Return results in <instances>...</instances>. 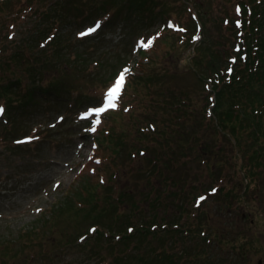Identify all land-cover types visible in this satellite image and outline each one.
<instances>
[{"label":"trees","instance_id":"16d2710c","mask_svg":"<svg viewBox=\"0 0 264 264\" xmlns=\"http://www.w3.org/2000/svg\"><path fill=\"white\" fill-rule=\"evenodd\" d=\"M154 1L97 0L93 15L96 19L93 16L86 19L95 22L99 20L97 17L108 14L104 29L118 16L138 22L168 17L170 12ZM83 4V0H54L39 11L45 24L32 34V43L2 44L0 94L7 109L15 107L17 112L28 116L40 109L39 105L45 107L46 103L55 101L49 104L51 108L65 97L67 110L74 114L92 104L85 105V99L91 96L85 89L75 87L78 75L62 67L67 63L60 65L55 58L47 56L60 45L66 46L71 37L58 31L56 25L68 22L69 12L81 15L90 9ZM10 5L11 0H0V11L4 12ZM234 5H238L239 11L235 9V13L241 19L233 23V17L227 18L229 23L223 27L228 32L227 40L212 39L206 33V23L200 22L201 39L195 42L194 24L181 32L168 29L163 23L154 47L139 49V54L150 52L152 56L132 68L116 107L101 115L100 123L95 126L92 136L98 143L94 156L99 160L90 161L91 170L77 173L69 186L74 194L67 195L64 203L54 204L38 218L43 223V233L40 228L21 234L19 250L7 241L2 242L0 264H31L36 253L29 252L26 257L23 252L36 246L41 253L36 259L38 264L53 263L54 257L74 248L81 255L96 254L101 264L252 262L248 253L255 245L244 229L232 238L227 237L230 240L223 239L221 243L229 245L224 247L217 242L221 238L211 236L212 232L200 223L207 220V206L215 196L224 197L225 206H230V197L242 203L240 214L250 211L248 205L256 210L251 213H264V177H257L260 173L264 175V0H235ZM196 14L201 17L203 13L200 16L197 10ZM221 19L224 24L226 18ZM94 40L93 35L76 38L82 43ZM171 45L175 50H171ZM183 46L195 47L191 58L178 54L176 49ZM168 55L189 63L188 69L201 84L199 92L194 87L189 91L165 87V79L172 74L167 69L169 61H164ZM126 63L127 60L120 67L127 66ZM114 75L113 70L102 90L114 82ZM13 88L20 90L17 97L12 93ZM151 98H156L160 109L152 107L154 102L144 103ZM200 98L204 99V106L199 105ZM199 108L201 111L197 112ZM7 118L9 124L0 123V136L5 141L12 140L13 149L29 147L31 142L13 141L17 133L15 124ZM79 123L85 128L90 125L89 121ZM47 131L50 133L51 129ZM227 164L237 175L232 185L224 179ZM196 169L215 175L197 188L189 180V174ZM199 176L195 174V178ZM258 178L262 183H257ZM243 179L248 184L241 189ZM132 180L140 181V187L144 180L145 188L153 192L141 193L142 201H139L136 192L128 194L115 188L118 182L129 184ZM190 187L191 208H187L179 196ZM101 188L105 189V196L96 203ZM201 196L205 199L197 203ZM87 203L91 204L88 208ZM174 205L178 212L171 217ZM243 218V225L246 222L251 225L249 216ZM172 225H176L173 231L179 232L178 236L171 232ZM180 237L190 240L191 245L184 242L180 249L172 250L171 244ZM254 238H259L257 233ZM24 242L26 247L22 246ZM69 245L74 248L64 250ZM219 246L224 248L217 249ZM194 250L201 253L190 259L189 253Z\"/></svg>","mask_w":264,"mask_h":264},{"label":"rangeland","instance_id":"374dc122","mask_svg":"<svg viewBox=\"0 0 264 264\" xmlns=\"http://www.w3.org/2000/svg\"><path fill=\"white\" fill-rule=\"evenodd\" d=\"M19 1L21 2L17 3L15 0H11V5L4 12L0 11V48L3 43L9 46L24 43L25 41L29 42L28 44L32 43V34L35 31L38 32V29L45 24L38 14L39 11L54 2V0ZM96 1L83 0V6L90 9L81 15H78L77 12H69L67 14L69 16L68 22L63 21L61 25H56L59 27V31L71 37L67 39L66 46L60 45L52 54H47V56L55 58L60 65L62 62L67 63L62 67L68 68L69 71L72 70L73 73L78 75L79 81L75 87L85 89L91 96L90 99H85V105L90 103L97 104L102 100L101 96H105L108 90H102L107 84L106 77L113 70L116 71L117 77L125 69L124 66L120 67L125 60H127V69L130 70L128 72L129 76L134 66H138V64L145 62L147 58L152 56L150 52L146 55L138 54L134 44L135 47H138V50L144 48L141 46V41L147 43L148 39L146 38L150 34L156 35L157 30L162 28L163 23L167 21L162 20L166 16L154 18L148 22L128 21L118 16L114 19L112 25L103 29L102 27L108 15L106 14L103 17H97L101 21V27L90 33L95 37V40L88 43L78 42L76 41L79 36L78 33H87L84 27L90 25L96 19L93 16L96 12ZM154 2L161 3L165 12H170L166 19L171 18L168 20H174L185 27L189 26L192 28L193 21H195L193 19L194 12L196 13L198 10L200 16L203 13L199 17V21L206 23V33L208 32L212 39L219 42L229 38L228 32L223 28L226 23H229L227 18H241L235 14V5L233 6L235 0H155ZM192 3H199L201 6L194 4V7ZM91 16H93L92 19L94 20L88 21L86 17ZM222 16L226 18L224 24L221 19ZM232 20L234 23L235 19ZM96 25H93V27ZM139 37L141 38L140 41H138ZM136 38L138 39L136 40ZM9 41H13V43H9ZM232 42H234V37ZM45 48H47L46 44ZM171 50H175V46L171 45ZM176 50L178 54L191 58L194 55L195 47L183 46ZM74 52H76L75 57H73ZM166 60L169 61L167 69L172 72L171 76L164 81L166 88L174 91L180 89L189 91L194 87L197 92L200 91L201 84L196 80L194 73L188 69L189 63L185 59L180 60L178 56L171 57V55H168L164 61ZM19 92L20 90L13 88L12 93L16 97ZM146 97L148 98L149 96ZM62 99L61 103L51 108H49V104H53L55 101L46 103L45 107L39 105L38 108L40 109L35 111L34 114L27 116L24 112H17L15 107H12L11 110L7 109L6 101L0 94V104H3L6 108L0 123L7 122L9 124L8 116L13 125L15 124L17 133L15 134L14 142L16 139L23 137L31 138L24 140L25 142L27 140L31 142L29 147L13 149L12 140L8 142L0 136V246H2L3 241H7L16 250H19L21 234L28 230H38L40 228L42 230L40 233H43L45 229L42 221L38 220V218L54 204L64 203L67 195L74 194V191L69 186L88 157L92 156V159L95 158L91 149L96 138H92L88 127L80 126L79 121L81 119L79 114L81 110L78 113L70 114L67 110L65 97H62ZM198 100L199 105L204 106L202 105L204 99L200 98ZM153 102L152 107L160 109L161 105L156 98H151L149 101L146 100L144 103L152 104ZM200 111V108L197 109V112ZM57 117H62L63 120L59 122ZM95 120L94 118L91 122L94 123ZM47 129H51L50 133ZM198 131L201 133L203 130ZM39 141L41 143L37 144ZM224 156L228 159L227 155L224 154ZM95 159L96 161L99 160L98 158ZM91 160L87 162L86 169L88 171L93 166L91 165ZM224 169L227 170L224 179L229 181V184H234L237 175L233 173L232 168L230 169L228 164ZM197 173L200 176L195 178ZM101 175H105L104 171L101 172ZM211 175L215 174H210L205 169H196V171H192L189 174V180H191V184H196L197 188H200L202 184L210 180ZM257 177H264V175L260 173ZM55 182H58L57 186H55ZM257 183H262L260 178L257 179ZM145 184L146 182L143 180V186L140 187V181L132 180L129 184L118 182L115 188L128 194L136 192V199L142 201L141 193L153 192L151 189L145 188ZM244 184L247 185L248 182L243 179L241 189ZM190 191H193L191 187L184 195L179 196V199L186 204L187 208H191V203L189 202L191 198ZM104 196L105 189L101 188L98 198L95 199L96 203H99ZM171 199H173L172 195ZM230 200V206H225L224 202L227 200L224 197L215 196L213 201L207 206V220L204 219L200 223L206 227L207 231L212 232L213 235L209 232L211 236L221 238L217 242L224 247L229 245H226V243L222 244L221 241L223 239L230 240L227 237L232 238V235L244 229L245 235L249 236L255 245V248L249 249L248 256L252 258V262H248L250 264H263L261 261L262 258L264 260V213H251L250 211L256 210L253 206L248 205L247 208L250 211L244 210L240 214L243 204L232 199V197H230ZM117 205L125 208V205L121 203H117ZM260 205L262 206L263 204ZM86 206L88 208L91 204L87 203ZM177 212L176 205H174L171 208V217ZM246 216H249L251 225L248 222L245 225L242 224L244 218H241ZM175 227L176 225L171 226V232L178 236L179 232L173 231ZM255 233L258 234V239L254 238ZM184 242L191 245L190 240L180 237L173 246L171 244V249H180ZM26 245V242L22 244L23 247H26ZM256 246H258L257 253L255 252ZM224 247L219 246L217 249L221 250ZM72 248L74 246L69 245L64 247V250ZM29 252L36 253V257L30 263L38 264L36 259L41 254L38 246L26 249L23 255L27 257ZM197 253H201V251L194 250L193 253H189V258L194 259ZM97 259L96 254L92 256L81 255L74 248L54 257V262L50 264H101Z\"/></svg>","mask_w":264,"mask_h":264},{"label":"snow or ice","instance_id":"6c2138e0","mask_svg":"<svg viewBox=\"0 0 264 264\" xmlns=\"http://www.w3.org/2000/svg\"><path fill=\"white\" fill-rule=\"evenodd\" d=\"M238 11H239V8H238ZM99 26L100 25L98 23L95 27L89 28L88 32H94L96 30V28H98ZM169 26H172L171 22H170ZM181 31H183V29H181ZM80 35H85V33H81ZM153 40H154V38H149L147 43H143V41H141V46L144 48H147L153 43ZM129 71L130 70L127 68L122 70L118 74V76L115 78V82L108 88L107 92L105 93V97H104V100H103L101 106H98V107L93 108V109H89L86 113L83 114V116L86 117L91 113H95L98 117L99 114L104 113L106 110L115 108L116 107L115 101L121 95L122 90L126 87V83H125L126 75L128 74ZM229 71H231V69H229ZM3 111H4L3 107L0 106V114H2ZM95 123L96 124L100 123L99 118H97L95 120ZM28 139H31V138H28ZM18 143H19V141H18ZM213 191H215V189H213ZM203 199H205V197L201 196L199 198V200L197 201V203H199V201L203 200ZM92 231H95V229H92ZM130 231H131V229H130Z\"/></svg>","mask_w":264,"mask_h":264},{"label":"flooded vegetation","instance_id":"af4514ba","mask_svg":"<svg viewBox=\"0 0 264 264\" xmlns=\"http://www.w3.org/2000/svg\"><path fill=\"white\" fill-rule=\"evenodd\" d=\"M263 264H264V260H263V258H262V261H261Z\"/></svg>","mask_w":264,"mask_h":264},{"label":"bare ground","instance_id":"6f19581e","mask_svg":"<svg viewBox=\"0 0 264 264\" xmlns=\"http://www.w3.org/2000/svg\"><path fill=\"white\" fill-rule=\"evenodd\" d=\"M78 34H80V32Z\"/></svg>","mask_w":264,"mask_h":264}]
</instances>
